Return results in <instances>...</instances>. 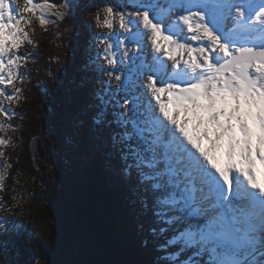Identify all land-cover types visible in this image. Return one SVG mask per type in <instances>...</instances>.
<instances>
[{
    "label": "snow or ice",
    "instance_id": "1",
    "mask_svg": "<svg viewBox=\"0 0 264 264\" xmlns=\"http://www.w3.org/2000/svg\"><path fill=\"white\" fill-rule=\"evenodd\" d=\"M83 12L91 75L75 134L120 215L170 232L158 247L172 264H264V0H0V192L39 57L31 25ZM21 224L0 216L3 264L37 258Z\"/></svg>",
    "mask_w": 264,
    "mask_h": 264
},
{
    "label": "rangeland",
    "instance_id": "2",
    "mask_svg": "<svg viewBox=\"0 0 264 264\" xmlns=\"http://www.w3.org/2000/svg\"><path fill=\"white\" fill-rule=\"evenodd\" d=\"M99 2L100 0H96L94 3ZM31 28L35 29L32 39L39 45L38 22L31 25ZM69 29L74 32L75 27L71 26ZM86 36L89 40L90 34ZM25 50L31 52L35 49L25 45ZM76 51V34L73 33L70 39L62 35L51 74L41 80L42 96L37 116L42 121L39 135L42 138L43 149L46 150V158L41 168L35 169L33 164L29 142L34 135L31 137L25 135L28 130L30 131L28 125L18 124L21 126L18 131L8 133L13 138L14 145L7 149L13 168L10 169L6 185L11 182L15 192L12 188L8 193L12 195V201L9 203L4 197L7 188L0 192V196L11 209L6 211L0 208V216H8L22 222L21 227L29 234L26 242L36 246L35 250L32 247L28 249L37 257L32 259L31 264H89L82 233L83 231L86 234L91 233L90 228L77 217L81 201L85 197L84 184L88 180L84 146L80 144L75 134L77 112L81 108L77 107L72 112V109L67 107L65 120H61V108L64 103L71 102L68 91L73 88L76 80L81 83L83 76L88 74L83 69L70 70L69 63ZM21 108L20 104L16 106L17 117L13 119L16 124L20 121L18 116L27 112ZM17 180L19 183H16ZM13 196L16 197L15 200ZM132 219L137 225H144L138 235L144 244L140 258L149 256L155 262L153 264H172L165 250L158 247L165 243L171 233L152 236L148 230L151 223L150 214L148 217ZM128 223L132 225V220H128ZM92 237L94 234L91 233L90 238L96 239ZM145 238L148 240L147 244L144 243ZM6 258L7 253L0 252V264H3ZM15 258L19 264H27V261H23L17 253Z\"/></svg>",
    "mask_w": 264,
    "mask_h": 264
},
{
    "label": "trees",
    "instance_id": "3",
    "mask_svg": "<svg viewBox=\"0 0 264 264\" xmlns=\"http://www.w3.org/2000/svg\"><path fill=\"white\" fill-rule=\"evenodd\" d=\"M85 3L91 4L96 0H84ZM89 12H83L77 19H68L64 22H59L57 25H49L47 31H45L40 25V43L35 50H32L33 54L39 53L38 59L33 63L30 62L29 67L32 70V81L23 85L24 99L21 100L20 105L22 110H26V114H20V119L17 124H27L28 130L25 135L31 137V135L39 134L41 119L37 116L39 111V103L42 96L41 80L44 76L49 75L53 69L55 62V56L61 43L62 35L70 39L73 33L76 34L77 51L71 59L70 70L76 68L81 70L82 64V50L85 46L86 40L88 41L91 29L83 23V20L88 19ZM75 27L74 32L69 27ZM39 69V71H37ZM69 70V71H70ZM84 71V70H83ZM91 73L83 76V82L79 83L76 80L73 83V88L68 91V95H71V102L64 103L61 108V120H65L67 114V107L72 109V112L77 107L82 108L85 96L81 89L85 86L88 77ZM85 81V83H84ZM59 94V93H58ZM66 98H64V101ZM20 117H23L22 119ZM14 123V120L12 121ZM16 124V123H14ZM58 124V123H57ZM58 129V128H57ZM85 151V148H83ZM86 158V156H84ZM86 167L88 180L84 184L86 186L84 193L85 197L81 201V207L78 211V220L82 221L90 232L94 234L96 239H91V233L86 234L83 231V236L87 235L88 240L85 242L86 259L89 264H153V260L149 256H142L140 258V252L143 249V242L138 237L140 230L137 227L135 221L132 218H124L120 215L119 209L114 202V195L116 188L113 184L108 182L103 173L99 172L90 160L86 158ZM11 180V179H10ZM7 193L5 199L9 203L12 201L11 189L13 185L11 182L7 184ZM9 206V205H8ZM128 220H132V225H129ZM92 237V238H94ZM27 248L32 247L36 249L35 244L29 245L26 241ZM23 261H28V255L25 251L21 250L17 252Z\"/></svg>",
    "mask_w": 264,
    "mask_h": 264
},
{
    "label": "water",
    "instance_id": "4",
    "mask_svg": "<svg viewBox=\"0 0 264 264\" xmlns=\"http://www.w3.org/2000/svg\"><path fill=\"white\" fill-rule=\"evenodd\" d=\"M29 148L31 151V156L33 159V164L35 166V169L41 168L46 158V150L43 149L44 147H43L42 138L39 134L34 135L31 138L29 142Z\"/></svg>",
    "mask_w": 264,
    "mask_h": 264
}]
</instances>
